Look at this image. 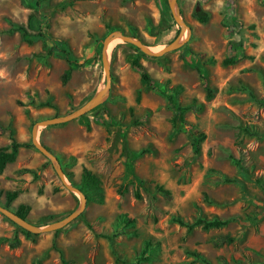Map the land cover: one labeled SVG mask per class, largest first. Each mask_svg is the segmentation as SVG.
Returning a JSON list of instances; mask_svg holds the SVG:
<instances>
[{
  "label": "rangeland",
  "instance_id": "374dc122",
  "mask_svg": "<svg viewBox=\"0 0 264 264\" xmlns=\"http://www.w3.org/2000/svg\"><path fill=\"white\" fill-rule=\"evenodd\" d=\"M169 1L41 0L36 11L34 0H0V122L18 141L32 143L35 123L67 115L100 92L106 83L102 45L110 33L121 31L158 50L177 37L178 12L190 30L180 39L185 42L158 57L140 51L139 60L152 79L182 87L180 103L195 105L185 113L187 123L206 134L194 154L190 138L172 132L166 98L131 67L127 57L137 51L115 41L108 51L109 91L101 106L83 114L90 129L76 118L40 125L37 132L38 142L71 175L66 180L79 188L87 168L100 178L101 196L86 201L82 213L57 233L29 238L0 212V264H125L145 241L151 258L141 264H264V189L256 182H264V106L252 98L264 97V0H176L174 13ZM194 12L208 19L200 21ZM20 25L31 43L23 40ZM235 41L242 42L245 56L223 65ZM61 45L76 60L65 83L69 64ZM183 45L204 63L209 97L196 69L186 64ZM119 125L130 149L147 150L134 167L145 181L141 199L124 177ZM8 142L5 130L0 146ZM155 184L169 194L157 192ZM17 188L9 209L29 206L27 221L38 227L63 219L80 201L33 143L0 173V191ZM121 215L134 225L117 227ZM177 217L229 222L187 231ZM86 223L111 238L95 235Z\"/></svg>",
  "mask_w": 264,
  "mask_h": 264
},
{
  "label": "trees",
  "instance_id": "16d2710c",
  "mask_svg": "<svg viewBox=\"0 0 264 264\" xmlns=\"http://www.w3.org/2000/svg\"><path fill=\"white\" fill-rule=\"evenodd\" d=\"M34 2L36 6V11H39L41 7V0H34ZM193 16L199 19L200 21H206L208 19L207 13L198 14V12H194ZM31 20L32 18L30 17L28 19L29 24ZM17 30L21 33L22 38L25 42L27 43L32 42V37L30 33L27 31L26 27L20 25L17 27ZM178 33H179V29L176 32V36L178 35ZM130 45H132V47H134V49L137 51V53L130 54L127 57L131 67L138 71L141 79L144 81V83L147 86H149L152 90L158 92L159 94H161L162 96L166 98V100L168 101L169 107L172 110V114L169 118L172 132L173 133H176V132L185 133L190 138L192 152L194 154H198L201 149V142L205 139L206 134L204 131L194 129L193 127H191L185 119V113L189 109L195 107V105L180 103L179 94L182 90V87L180 85H176L170 88L168 86L169 80L161 82V81L152 79L149 73L144 68V66L140 63L139 58H140V55H143V54L140 52V50L136 46H134L133 44H130ZM183 50H184L183 58L186 64L196 69L199 75V78L206 85L207 72H206L204 63L199 62L196 58L195 53L190 48H188L186 45H183ZM229 50H230L229 54L221 60V63L223 65L234 64L240 59L244 58L245 56L243 54V44L241 41L231 42ZM59 51L69 64L68 69L64 72L63 77H62V80L65 83L70 76V73L72 71L73 65L76 63V60L71 58L69 52L65 49L63 45L59 47ZM207 61H212V59H207ZM206 90H207V96L209 97L211 94V89L207 85H206ZM252 98L259 105L264 106V97L257 99L254 95H252ZM45 104L50 106L49 103H45ZM98 106H101V105H98ZM106 118L110 124H114V119L110 114H106ZM78 120L81 121L85 125L86 129L88 130L90 129V122L87 119L86 115H81L78 118ZM119 127H120V135L122 138L121 154L124 157V177L125 179H127L129 183L134 184L135 186L134 191H133L134 197L136 199H141L142 194L140 190L141 188H144L145 181L139 178L135 174L134 167H135L136 160L139 157H141L145 152H147V150L140 149V150L135 151V150L130 149L127 143L126 130L124 126L122 125H119ZM5 130H8L9 142L4 146H0V173L4 171L8 163H11L16 159V156L20 148L32 146V143L18 141L14 137V130L11 127H9V125L6 127L3 126L0 122V134L3 133ZM245 130L248 131V129H245ZM230 157L233 159V161L237 165H240L239 159L235 158L234 155H230ZM63 172L65 176L69 179V181H72L71 175L65 172L64 169H63ZM256 182L264 189V182H261L259 179H256ZM79 189L84 194L86 201L95 200L96 198L101 196V180L91 170L87 168H83L82 173H81V184L79 186ZM155 189L157 190V192H159L162 195L169 194V191L164 189L162 185L155 184ZM20 191L21 189L19 188L13 191H0V196L3 195L5 198V203L1 205L9 209V204L12 202V200L16 198V196L20 193ZM29 210H30L29 206L25 204H19L13 210V212L21 219L28 220L27 217H28ZM173 220L177 222L179 225L185 226L187 231H191L195 227H201L203 229L218 228V227L226 225L229 222L228 220H223V219H217V218L205 219L202 217H198L194 219L192 222L184 221L178 217L174 218ZM86 224L95 235L104 236L108 239L111 238L109 235L96 232L90 223H86ZM132 225H134V219H131L127 217L126 215H121L118 220L117 227L132 226ZM20 228L26 238H29L32 236V233L29 230L24 229L21 226ZM58 231L59 229L56 230L55 233H57ZM13 244L14 243H12V245ZM148 250H149V243L148 241H145L138 255H136L132 261H129V262L124 261V263L125 264H141V262L149 261L151 257L148 253ZM187 253L192 254L193 256H196V257L198 256V254H193L191 252H187ZM188 264H194V261L191 260Z\"/></svg>",
  "mask_w": 264,
  "mask_h": 264
},
{
  "label": "water",
  "instance_id": "95a60500",
  "mask_svg": "<svg viewBox=\"0 0 264 264\" xmlns=\"http://www.w3.org/2000/svg\"><path fill=\"white\" fill-rule=\"evenodd\" d=\"M170 7L174 13V8L176 5V0H170L169 1ZM198 7L196 8V10ZM174 19L177 22V24L180 27L179 33L177 37L170 43L164 45L161 49L158 50H152L149 45H146L144 42H142L140 39L133 37L129 34L123 33L121 31H114L110 33L103 41L102 45V51H101V57H102V64L104 67V72L106 75V83L105 86L100 90L99 93H97L89 102H87L83 107L67 114L61 117H55V118H49L44 119L43 121H40L38 123H35L33 125L32 129V143L33 145L46 157L48 158L55 166L57 175L59 179L62 181L63 185L72 193H75L80 196V201L78 206L66 217L63 219L56 221L54 223L48 224L43 227H38L32 223H30L27 220L21 219L18 217L14 212H12L10 209L5 208L4 206L0 205V212L3 215L8 216L11 218L14 222H16L19 226H21L24 229L29 230L31 233H42V232H48V231H56L57 229H60L76 219L84 210L86 205V198L84 194L81 192V190L78 187H75L70 182L66 180V176L63 172V169L60 165V162L56 155L48 149L46 146L38 142V126H48L53 124H58L66 121H70L76 118H79L81 115L85 114L87 111L92 109L93 107L97 106L101 103L104 96L108 93L110 88V72H109V62H108V51L110 48V45L114 43L115 41H123L126 43L133 44L136 46L141 52L145 53L146 55L152 56V57H158L162 54L180 46L185 42L186 39L183 41H180V39L184 36V32L189 28L187 27L186 22L181 18L179 12L178 14H174Z\"/></svg>",
  "mask_w": 264,
  "mask_h": 264
},
{
  "label": "crops",
  "instance_id": "0c3cea01",
  "mask_svg": "<svg viewBox=\"0 0 264 264\" xmlns=\"http://www.w3.org/2000/svg\"><path fill=\"white\" fill-rule=\"evenodd\" d=\"M8 164H9V163H8ZM8 164H7V166H8ZM7 166H6V167H7ZM6 167H5V169H6ZM5 169H4V171H5ZM4 171H3V172H4Z\"/></svg>",
  "mask_w": 264,
  "mask_h": 264
}]
</instances>
